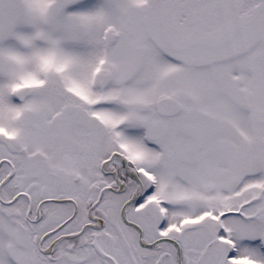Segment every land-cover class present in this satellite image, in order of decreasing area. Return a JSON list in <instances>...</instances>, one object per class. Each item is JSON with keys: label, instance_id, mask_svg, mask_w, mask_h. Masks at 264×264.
Returning a JSON list of instances; mask_svg holds the SVG:
<instances>
[{"label": "snow or ice", "instance_id": "1", "mask_svg": "<svg viewBox=\"0 0 264 264\" xmlns=\"http://www.w3.org/2000/svg\"><path fill=\"white\" fill-rule=\"evenodd\" d=\"M0 264H264V0H0Z\"/></svg>", "mask_w": 264, "mask_h": 264}]
</instances>
